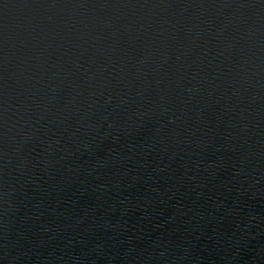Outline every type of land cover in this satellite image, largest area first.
Wrapping results in <instances>:
<instances>
[{
	"label": "water",
	"instance_id": "obj_1",
	"mask_svg": "<svg viewBox=\"0 0 264 264\" xmlns=\"http://www.w3.org/2000/svg\"><path fill=\"white\" fill-rule=\"evenodd\" d=\"M0 264H264V0H0Z\"/></svg>",
	"mask_w": 264,
	"mask_h": 264
}]
</instances>
